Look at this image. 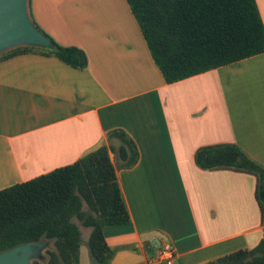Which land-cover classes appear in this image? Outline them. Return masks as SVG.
Listing matches in <instances>:
<instances>
[{"label": "crops", "instance_id": "obj_1", "mask_svg": "<svg viewBox=\"0 0 264 264\" xmlns=\"http://www.w3.org/2000/svg\"><path fill=\"white\" fill-rule=\"evenodd\" d=\"M28 13L88 66L31 52L0 60V189L117 146L107 133L119 128L139 158L115 170L130 220L102 229L110 264H168L154 258L161 239L173 264L256 246L255 176L202 169L194 153L235 143L264 165V52L167 83L127 0H28Z\"/></svg>", "mask_w": 264, "mask_h": 264}, {"label": "trees", "instance_id": "obj_2", "mask_svg": "<svg viewBox=\"0 0 264 264\" xmlns=\"http://www.w3.org/2000/svg\"><path fill=\"white\" fill-rule=\"evenodd\" d=\"M127 2L167 83L264 52V24L255 0ZM30 19L50 45H18L0 52V60L31 52L54 56L76 69L87 68L88 58L81 48L60 45ZM107 138L119 144L102 145L70 164L0 189V252L50 240L53 247L46 249L45 264H80L82 237L76 219L91 229L87 246L94 264H110L116 250L106 243L102 229L130 220L115 170L133 166L139 152L122 129L108 131ZM194 162L202 169L254 175V194L264 224V165L235 143L198 147ZM32 264L40 263L34 259ZM204 264H264V231L253 248Z\"/></svg>", "mask_w": 264, "mask_h": 264}, {"label": "water", "instance_id": "obj_3", "mask_svg": "<svg viewBox=\"0 0 264 264\" xmlns=\"http://www.w3.org/2000/svg\"><path fill=\"white\" fill-rule=\"evenodd\" d=\"M18 45L49 46V39L32 23L28 0H0V52ZM40 242H28L0 252V264H31Z\"/></svg>", "mask_w": 264, "mask_h": 264}, {"label": "rangeland", "instance_id": "obj_4", "mask_svg": "<svg viewBox=\"0 0 264 264\" xmlns=\"http://www.w3.org/2000/svg\"><path fill=\"white\" fill-rule=\"evenodd\" d=\"M84 208L86 209V205H84ZM75 221L79 224L80 230L82 233V244L80 247V264H94V262L91 259V256L89 254L88 246H87V239L90 233L89 227L82 226L78 220L75 219ZM53 244L50 240H42L40 241L39 246L36 249V254L31 257L30 261L32 264V260L39 261L40 264H45L47 260V254L46 249L52 248Z\"/></svg>", "mask_w": 264, "mask_h": 264}, {"label": "built area", "instance_id": "obj_5", "mask_svg": "<svg viewBox=\"0 0 264 264\" xmlns=\"http://www.w3.org/2000/svg\"><path fill=\"white\" fill-rule=\"evenodd\" d=\"M154 244L156 246L155 260L161 263L173 264L176 254L173 244L166 239L155 241Z\"/></svg>", "mask_w": 264, "mask_h": 264}]
</instances>
